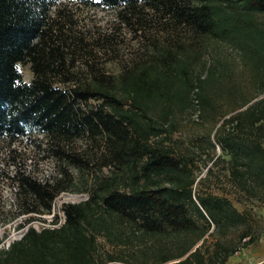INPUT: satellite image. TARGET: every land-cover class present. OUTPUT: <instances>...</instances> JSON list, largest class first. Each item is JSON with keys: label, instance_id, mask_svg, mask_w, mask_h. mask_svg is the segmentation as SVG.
<instances>
[{"label": "trees", "instance_id": "1", "mask_svg": "<svg viewBox=\"0 0 264 264\" xmlns=\"http://www.w3.org/2000/svg\"><path fill=\"white\" fill-rule=\"evenodd\" d=\"M69 3L115 9L130 26L160 20L164 33H144L138 57L112 73L91 48L79 53L68 45L60 17ZM21 64L29 65V81ZM196 110L210 131L186 147L166 143L183 114ZM32 132L46 133L52 155L82 171L89 159L64 141H95V162L110 175L83 180L87 198L63 203L57 226H28L0 248V264H225L257 237L249 213L230 198L195 189L192 165L195 150L213 164L221 156L235 192L264 201V0H0V141ZM216 145L221 153L213 159ZM17 181L18 212L39 215L52 212L71 182L64 175L42 183L21 171ZM14 215L0 211V220ZM58 222L53 214L50 223ZM214 231L222 238L208 243ZM99 234L144 249L130 260L104 258L96 252Z\"/></svg>", "mask_w": 264, "mask_h": 264}, {"label": "rangeland", "instance_id": "2", "mask_svg": "<svg viewBox=\"0 0 264 264\" xmlns=\"http://www.w3.org/2000/svg\"><path fill=\"white\" fill-rule=\"evenodd\" d=\"M64 9L66 10L67 16L71 15L70 18H66V15L60 17L61 32L68 38V45L72 47L79 45L81 47L79 48V53H87L89 48H91L93 53L97 55L99 61H101L106 69L112 73H117L122 67V64L125 63L124 61L133 58V56L138 57V54L143 48V43L146 42V39L144 40L142 36L144 33L149 36L158 37L159 39L162 37V33H164L161 30L160 20L157 23L150 22L148 26L139 23H134L130 26L121 21L115 9L84 7L74 3H69ZM54 10L55 8L52 9V15L55 13ZM142 15H151V12L145 11ZM135 27H142V29L136 32L134 29ZM181 36L187 41L184 32ZM84 43H87V45ZM221 49L222 53H228L230 55L231 52L228 48L222 46ZM83 55L85 54H78L79 57H83ZM233 55L235 54L232 53V56ZM82 60L78 58L76 63L78 68L83 67L81 64ZM19 67L23 80L29 81L32 77L29 65L21 64ZM210 128L211 123L202 119L198 110L194 113L183 114L178 124V130L172 134L166 143L173 145V140L185 141L183 146L186 147L190 139L205 135L210 131ZM25 136L27 138L20 140L19 143H15L14 148L11 146V142L2 140V147L6 149L5 152L8 153L9 158L17 161L19 166L25 170L24 173L28 174L36 181L44 183L46 180L53 181L65 175V178L69 177L71 182L66 184L69 189L62 191L55 198L51 213L42 215L32 212L18 213L20 214L19 216L14 215L6 221L0 220V248H6L12 238H16L19 235V225H23L20 224L22 222L24 225L27 224L36 229L50 227L52 226L50 219L53 218V214L58 215L59 221L63 222L64 215L60 209L61 205L66 202H80L87 198V192L83 190L85 185L83 180L90 182L96 175H110V168L107 165L100 166L95 162L93 154H98L99 149L96 146V142L93 140L91 142L85 138H74L69 141H64L65 144L63 146L69 151L78 153L81 157L89 159L90 167L82 171L73 165L61 162L52 155V146L54 142L49 139L46 133L32 132ZM195 151L192 167L197 180L200 179L196 186H194L195 189L207 188L218 195H224L230 198L240 211L244 210L249 213L253 235L258 238L264 236V201L256 199L250 200L245 198L241 192H235V189L231 187L225 175V163L221 156L217 158V163L213 164L212 159H208L206 151L200 153L197 152L199 150ZM212 153L213 159L220 155L221 150L218 145H216ZM225 159H227L226 156ZM207 166L212 168L209 176H207L206 172ZM62 168H65L64 172L61 170ZM238 197L241 200H236ZM15 211L16 210H11V213L16 214ZM31 216L35 218L29 220L28 218ZM124 230L128 234L130 229L124 227ZM232 230L229 236L235 238L237 229L233 228ZM217 237L222 238L218 232L214 231L213 237L209 235L206 237V240L208 243H212ZM8 240L9 243H7ZM167 245L170 251L173 250L172 242H167ZM254 245H256L255 241L242 246L238 251L242 248H249ZM143 249V243L136 240L132 242H118L117 240H109L104 234H99V236H97L96 252L97 254H101L104 258L106 254L112 253L113 255H118L124 259L130 260L132 256L141 255ZM122 261L120 264H130Z\"/></svg>", "mask_w": 264, "mask_h": 264}, {"label": "built area", "instance_id": "3", "mask_svg": "<svg viewBox=\"0 0 264 264\" xmlns=\"http://www.w3.org/2000/svg\"><path fill=\"white\" fill-rule=\"evenodd\" d=\"M25 138L27 137L22 136L18 140L12 142L11 146H13L14 148L15 143H19L20 140L25 139ZM2 144L3 143L0 142V211L16 210L15 215L19 216L20 214H18L19 213L18 208L16 207V201H17L18 192H19V184L17 181V175L20 171L25 172V170L19 166L17 161L11 160L9 158V155L8 153L5 152L6 149L2 147ZM50 220H52V218ZM60 223L62 222L59 221L57 224H52V226H57ZM20 224H23V226L20 227L18 231L19 235L16 238H12L11 241L15 239H20L24 235V233L27 231L28 226H30L27 224L24 225L23 222ZM7 243H9V240L7 241Z\"/></svg>", "mask_w": 264, "mask_h": 264}, {"label": "crops", "instance_id": "4", "mask_svg": "<svg viewBox=\"0 0 264 264\" xmlns=\"http://www.w3.org/2000/svg\"><path fill=\"white\" fill-rule=\"evenodd\" d=\"M255 242L254 246L236 251L225 264H264V236Z\"/></svg>", "mask_w": 264, "mask_h": 264}]
</instances>
